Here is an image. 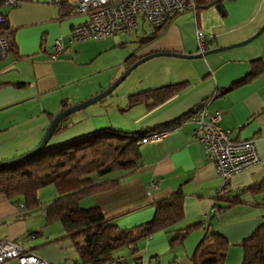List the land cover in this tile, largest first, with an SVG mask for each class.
Here are the masks:
<instances>
[{
    "label": "crops",
    "instance_id": "obj_1",
    "mask_svg": "<svg viewBox=\"0 0 264 264\" xmlns=\"http://www.w3.org/2000/svg\"><path fill=\"white\" fill-rule=\"evenodd\" d=\"M76 1L62 0L60 6L45 0H23L12 7L0 5L12 44V49L0 60V161L32 150L57 113L103 91L129 66L128 58L136 61L158 51L194 54L199 51L196 29L206 34L208 48H214L247 39L264 24V0H221V9L204 7L214 0H195L197 8L192 11V18L179 16L188 10L176 14L152 41L146 42V37L158 26H150L141 18L140 33L137 21L134 29L115 34L119 36L112 39L103 37L89 44L87 40L65 43L63 51L53 57L54 40L59 36L65 38L73 25L86 20L85 15L75 11ZM211 15L216 24L208 19ZM144 22L150 26L147 32ZM231 30L235 32L227 35ZM109 50H117V53L111 66L114 70L108 77L81 92L64 91L81 79L77 68L91 64ZM256 58L264 59V31L251 43L204 58L157 56L150 59L147 69L136 73L118 100L101 106L102 111H76L59 123L46 148L101 130L134 133L164 129L207 103L210 112L223 110L226 113L221 127L231 138L256 142L260 162L236 173L227 184L225 196H238L240 202L226 207L221 202L222 208L214 216L211 212L214 196L223 187L224 180L204 154L201 143L194 139L195 126L188 119L158 141L138 143L140 158L133 173L125 175L126 171L116 170L90 175L94 183L109 181L112 186L97 193L84 192L80 195V206L83 209L98 207L100 213L114 219L119 230H129L133 235L145 229L154 218L156 200L176 190L184 196L182 219L139 238L135 250L129 246L117 249L113 253V264L155 261L192 264L191 256L196 247L212 231L229 243L223 264H242L240 241L264 225V189H248L264 180V70L242 84L225 88L248 75L251 61ZM61 65L73 68L63 73ZM178 81L188 84L158 106L148 108L140 103L126 107L129 94ZM58 195L54 184L38 192L42 204ZM23 204L21 196L8 198L0 193V238L22 243L51 264H81L76 246L63 237L65 231L61 222L47 223L42 209H29ZM86 223L87 220L82 219L80 224ZM179 232L186 233L185 238L171 246L170 241ZM204 257L200 254L199 260ZM4 264L19 263L9 260Z\"/></svg>",
    "mask_w": 264,
    "mask_h": 264
},
{
    "label": "trees",
    "instance_id": "obj_2",
    "mask_svg": "<svg viewBox=\"0 0 264 264\" xmlns=\"http://www.w3.org/2000/svg\"><path fill=\"white\" fill-rule=\"evenodd\" d=\"M2 17L0 35L7 39L9 52L12 44L3 13ZM171 18L158 26L152 35L146 37V42L155 39L157 34L166 28V23ZM127 62L130 65L134 61L128 58ZM262 70L264 59H253L248 75L233 82L225 90L244 83ZM187 84V81L172 82L129 94L127 107L144 103L148 108H153L179 93ZM199 107L165 127L180 125ZM59 127L58 124L54 132ZM153 130L134 133L101 130L59 146L44 147L21 161L0 166V193L8 198L21 196L23 206L29 209H42L47 223L60 221L65 231L63 237L70 239L76 246L81 264H108L117 249L129 246L135 250L139 238L162 230L184 216V196L179 190L155 201L154 218L137 235H133L129 230H119L114 219L104 216L98 207L83 209L79 204L80 195L84 192L97 193L112 186V182L109 181L94 183L90 175H101L116 170L126 171L125 175L133 173L140 158L137 140ZM49 184L56 186L59 195L52 201L42 204L38 192ZM248 189L252 191L264 189V180ZM226 193L214 196L218 206L217 212L222 208L221 202L225 204L224 207L240 202L238 196L230 198L225 196ZM76 213L79 214L74 216ZM82 219H86L87 223L81 225ZM185 236L186 233H176L170 241L171 246L182 242ZM239 245L243 249L242 264H264V225L257 227L248 237L242 239ZM228 246L229 243L224 237L212 231L204 236L196 247L191 256L192 264H223ZM200 254L205 255L201 261Z\"/></svg>",
    "mask_w": 264,
    "mask_h": 264
},
{
    "label": "built area",
    "instance_id": "obj_3",
    "mask_svg": "<svg viewBox=\"0 0 264 264\" xmlns=\"http://www.w3.org/2000/svg\"><path fill=\"white\" fill-rule=\"evenodd\" d=\"M21 1L23 0H0V5L12 7ZM45 1L55 6L62 4V0ZM74 8L77 13L85 15L86 20L73 25L65 38L59 36L54 40L53 57L63 51L65 43L96 40L130 31L136 27L137 17L156 27L180 12L186 10L195 12L196 4L195 0H77ZM2 18L0 12V21ZM195 38L199 51L208 48L206 34L202 30L196 29ZM7 53V39L0 35V60L5 58ZM225 115L223 110L210 112L207 103H204L187 118L195 126L194 139L201 143L204 154L211 159L224 180L223 187L216 194L227 192V184L236 173L260 162L256 142L253 139L235 140L221 127ZM177 127L150 131L138 138L137 143L158 141ZM217 209V203L213 201L212 214L217 213ZM9 260H16L19 264H51L27 250L22 243L0 238V264ZM113 263V260L108 262V264ZM150 264H159V262Z\"/></svg>",
    "mask_w": 264,
    "mask_h": 264
},
{
    "label": "rangeland",
    "instance_id": "obj_4",
    "mask_svg": "<svg viewBox=\"0 0 264 264\" xmlns=\"http://www.w3.org/2000/svg\"><path fill=\"white\" fill-rule=\"evenodd\" d=\"M179 16H183L184 19H190L193 17V12L191 10H188L187 12H183V13L179 14ZM208 19L213 24L217 23L214 20L215 18L213 15L209 16ZM140 20H141V17H138V20H137L138 23H140ZM229 21H230V18H229ZM143 26L145 28V32H147L148 31L147 29L150 28V26L146 22L143 23ZM141 27H142V24L140 23L139 28H138L139 33L142 31V30H140ZM234 32H235V30L234 31L231 30V31L227 32L226 34L231 35ZM260 35H258V36H260ZM116 36H119V35L106 36L103 39H112L113 37H116ZM256 38H254L253 40H255ZM253 40H251L248 43H251ZM86 42H87V44L96 43V40L91 39V40H87ZM248 43H246V44H248ZM116 48L119 49L117 46H116ZM116 51L117 50H109V51H106L104 53H101L98 56V58L94 59L91 62V64L77 68L76 73L78 74V76H81V79H79V81H76L74 85H72V86L70 85V87L65 88L64 91L65 92L71 91V92H76V93L81 92V91H83V89H87L90 86H94L98 80H103L104 78L108 77L109 74H111L112 71L114 70V68H112L111 66L114 63V60H116V58H115L116 53H117ZM150 59H152V58H150ZM150 59L146 60L145 62L138 65L135 69H133L131 71V73L109 95L105 96L104 98H102L101 100H99L98 102H96L92 105H89L83 109L78 110V112L88 111L89 109H97L99 111H102L103 107H101V106H103V105L107 106L108 104H111V103L115 102L116 100H118L120 98V94L122 92H124L125 88L134 79V77L136 76V73L143 71L146 67L149 66V64L152 61ZM107 63L110 64L109 65L110 67L106 68V69L102 68ZM71 68H73V67H70V65H61V69L63 70V73H65L67 70H70ZM153 68H155V66ZM83 100H85V99H83ZM127 105H126V107H127ZM82 204H84V202H82Z\"/></svg>",
    "mask_w": 264,
    "mask_h": 264
},
{
    "label": "water",
    "instance_id": "obj_5",
    "mask_svg": "<svg viewBox=\"0 0 264 264\" xmlns=\"http://www.w3.org/2000/svg\"><path fill=\"white\" fill-rule=\"evenodd\" d=\"M220 2H221V0H214L210 3H208L204 7L209 8V7L214 6L216 9H221ZM262 31H264V24H262L261 27L253 35H251L247 39H244L240 42L233 43L230 45L222 46V47L207 48L204 51H198L197 53H194V54H183V53L171 52V51H163V52L158 51V52H151V53H148L146 55H143L142 57H140L139 59L134 61L132 64L127 66L126 69L103 91H101L100 93H98V94H96V95H94L88 99H85L79 103L70 105V106L64 108L63 110H61L59 113H57L53 117L52 121L50 122L47 130L45 131V133H44L43 137L41 138V140L39 141V143L32 150H30L27 153H24L20 156H17L13 159L0 161V166L10 165V164L16 163L18 161H21V160L27 158L28 156H30L34 153L42 150L47 145V143H48L49 139L51 138V136L53 135L54 130L57 127V125L64 118H66L68 115H70V114H72V113H74L80 109H83L89 105H92V104L98 102L99 100H101L105 96L109 95L131 73V71L133 69H135L138 65L145 62L146 60L153 58V57H157V56H172V57L185 58V59L204 58L209 54L216 53V52L228 49V48H232V47L241 46L243 44H246V43L250 42L251 40H253L254 38H256L259 34H261Z\"/></svg>",
    "mask_w": 264,
    "mask_h": 264
}]
</instances>
